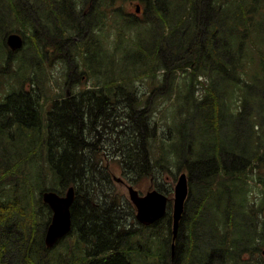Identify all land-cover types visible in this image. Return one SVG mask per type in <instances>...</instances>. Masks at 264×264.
<instances>
[{
  "label": "trees",
  "instance_id": "16d2710c",
  "mask_svg": "<svg viewBox=\"0 0 264 264\" xmlns=\"http://www.w3.org/2000/svg\"><path fill=\"white\" fill-rule=\"evenodd\" d=\"M135 1L143 4L145 9L148 6L147 0ZM248 1L247 5H242L239 0L228 1L224 9L229 12L227 22L225 14L209 19L208 0L202 1L201 5L198 3V8L194 7L193 3H196L194 0H155L154 4L150 3L151 12H156L159 18L161 12L158 9H161L162 4L166 3L169 7L168 15L165 14L166 10L161 14L166 17L161 18L168 26L166 32L171 31L168 35L169 39L176 32L180 33L178 38L190 36L191 30L194 29V22L198 23L196 26L200 28L190 46L182 49V44H178L179 50L187 57L171 58L169 49L166 52L162 50L166 55H159L162 47H159L160 44L158 41L155 43L153 38L151 43L156 47L147 49L148 52L142 47V42L147 39L135 40V47L142 51L137 50L138 53L130 54L136 49L126 50V58L137 55L135 59H140L144 67L153 73L160 66H164V75L179 73V70L186 73L189 70L191 75H198L196 85L193 82L192 84L204 88L212 97L211 116L203 112L201 120L194 121L197 127L205 122L204 129H201L196 137L203 143L207 138L213 140L211 156L203 159L196 155L197 158H194L193 155H186V151L183 150L179 160L183 161L182 165L185 164V169L188 171L190 193L187 200L190 197L192 199V182L203 187L204 193L199 195L197 200L195 196L193 197L192 207L194 206V212L199 214L201 227H208L210 232L212 228L214 235H217L216 228L222 231V237L225 238L224 248L229 252L226 264H248L249 259H243L242 256L244 252H248V247L246 251H243L236 242L247 244L253 241V232L251 231L248 236L251 240L247 241L243 232V229L247 228L245 222L237 220L239 225L235 229L234 212L230 211L231 209L226 211L222 208L217 210L214 208V211L211 208L208 209L206 198L215 189V196L220 204L224 197L233 196V194L232 199L236 201L235 193L231 194V188L234 191L236 187L241 186L240 177L247 179L251 176L247 174L251 169H256L258 176L260 173L264 174V139L253 152H248L245 146L246 139L244 143L239 144L237 143L239 136L234 134L231 136L227 132L220 133L221 126L225 127L226 123L231 121L239 122L234 119L241 118L245 114L248 117L249 130L257 133V121L250 118L252 116L264 118L262 94L264 89L259 90L261 95L257 107L246 104L254 99L250 93L258 90L255 82L260 78V74L254 69L259 67L264 76V57H261V64L256 65L254 57L249 56L250 47L245 41V38L259 36V26L264 16L255 19L260 0ZM112 2L111 0H0V37L3 38L0 47L5 48L4 53L0 52V66L11 67L16 73L8 81L0 75V85L5 84L4 88L16 82L22 84L19 90L5 88L4 92L8 94L0 101V264H126L125 260L128 258L132 259V264H138V259L144 260L149 249L152 253L156 252L154 242L159 240L162 245L164 241L161 237L170 235L169 212L153 226L139 224L135 219V212H132V206L125 198L117 197L118 194L111 184L106 164L108 157H115L124 172L128 173L126 177L132 181H137L144 175L156 176V166L160 163L159 160H156V163L153 162L155 153L149 150L150 142L151 146L155 143L158 145V122L152 119V113L144 110L143 98L137 95V89L126 88L128 84L133 83L126 73H117L116 79L102 82L108 85L121 83L116 86L119 100L117 115H112L113 112H105L106 109L115 107L114 104L106 102L107 97H100V103L90 101L82 105L79 100L61 96L53 101L51 110L42 117L40 109L43 102L39 95L34 92V89H25L29 85V82L25 81L28 72L35 69L36 65L31 61V56L12 59L16 52H11L4 43V36L7 33L20 32L24 39L29 38L32 42H40L44 51L41 53L43 62L50 61L51 53L45 52L49 44H55L53 41L68 40L69 45L76 43L73 38L74 31L67 27L68 20H72L73 10L82 21L90 19L95 21L93 24L91 21L88 22V29L97 28L98 30L100 26H106L112 19L114 13ZM224 3V0L214 1L215 6L222 7ZM171 4L180 5L182 11L178 13V9ZM12 12H14L13 16ZM130 16L128 23L137 17V15ZM11 20L15 23L14 25L9 24ZM209 20L215 31L214 36L223 35L224 29L229 36L225 41L216 42L214 47L212 43L209 45L203 43L204 39H202L203 29ZM155 22L156 19L151 21L152 30ZM80 29H82L80 24L75 26V30ZM96 32L88 33L82 42H86L91 47V40L95 42L93 35ZM151 35L153 37V31ZM175 39L171 41L174 46L178 43ZM174 49L175 47L172 50ZM96 50L97 46L93 45L86 51V55ZM200 51L210 52L211 56L201 55ZM139 52H145L146 55ZM190 52L193 55H189ZM104 53L107 54L108 51ZM86 55L82 58L85 60L84 66L88 70L95 69V72H88L91 76H86L85 72H82L83 80L80 84H86L100 71L97 60L89 62ZM108 56L116 63L114 54ZM249 58L253 63L248 65ZM144 59H148L149 62H145ZM163 61L165 63L170 61V63L164 65ZM199 73L203 77L206 76V79L202 80ZM135 75H137L136 72ZM208 80L211 84L206 86L203 81ZM262 81L264 84L263 79ZM227 86L231 93L232 104L240 100V104L236 105L239 113H236L232 120L227 116L222 120L218 109L222 103L218 100V95L222 93L226 95ZM132 90L133 92H130ZM189 106L191 107V102ZM242 106L243 109L240 111ZM246 107H249L248 111L245 110ZM103 109L104 112L97 121L96 115ZM85 113L90 115V127H87V122L84 121ZM13 125L14 128H12ZM86 130L88 132L84 134ZM183 140L186 141V137ZM260 162L263 164L261 167ZM246 165L247 173L241 172V168ZM180 169L181 165H179V171ZM48 178L53 184L40 188L39 193L44 190H54L62 194L68 185H73L76 193L84 194L86 199L95 200L98 195L97 199L100 201L109 202L108 207H102L99 210L95 207L86 208L84 211L92 213L86 214L87 218L83 217L85 214L80 216L72 214L73 225L70 234L74 236V239L70 241L68 238L61 239L53 248L46 247L44 243V231L50 220L51 211L38 198V202L41 203L39 210L41 213L43 210V214H34L35 209L31 204L38 188L47 184L45 181ZM258 182L264 187V178H259L256 184ZM163 185V183L157 184L155 189L167 195L170 191ZM232 199L224 200L228 208L233 202ZM186 210L187 202L179 228L183 226L184 221L188 234H191L192 227L195 226V223L192 224L193 212L187 214ZM99 211V215L95 214ZM207 211L214 212L216 220L211 221L206 215ZM241 211L245 210L241 209ZM127 218L132 219L134 225ZM254 218L253 214L248 216L252 227ZM76 220L80 222L78 226L75 224ZM160 225L164 227L163 231L159 228ZM127 226L130 228L128 229ZM148 227H152L151 230L148 231ZM234 229L237 231L234 232ZM148 233H150L149 236ZM228 235L231 237L230 242H227ZM216 246H220V243ZM190 249L183 247V258L190 257ZM159 254H166L164 257L166 259L174 258L170 256L169 250L166 252L163 247ZM251 255L252 252H250ZM214 264H224V262L215 260Z\"/></svg>",
  "mask_w": 264,
  "mask_h": 264
},
{
  "label": "rangeland",
  "instance_id": "374dc122",
  "mask_svg": "<svg viewBox=\"0 0 264 264\" xmlns=\"http://www.w3.org/2000/svg\"><path fill=\"white\" fill-rule=\"evenodd\" d=\"M111 1H113L112 6L114 7V13L112 15V19L108 22V24L106 26H100V29L98 30L97 28L88 29V22L91 21V24H93L95 23L94 20L90 19L89 21L86 20L84 22L79 23L76 19H73L72 21L77 23L74 25V29L75 26L79 24L82 26V29H80L79 31L75 30L73 35L75 40L79 44L71 43L68 46L67 51H65V48L67 46L61 47L59 45L49 44L54 47V55H51V59L50 61H48V64L46 66L44 65L43 59L41 58V53L44 52L40 47L42 45H39V42L37 41H30L29 38L26 39L25 49L16 52L11 58L13 59L17 57L22 58L23 56H31V61L36 65V70H33V74L28 76L25 81L30 83L27 88L34 89V92L39 95V98L43 102L42 108L40 109L41 115L43 117L46 112L50 110L51 104L53 103V99L55 100L61 95L64 96L65 92L69 89L70 84H75L76 82H81L83 80V77L81 76L82 72H85L86 76L89 75L88 72H95V69H86V67L84 66L85 60L81 58V55L85 56L86 51L88 49L92 48L93 45L97 46V50L95 52H91V54L86 55V59H88L89 62L92 60H97V63L100 68V71L99 73H97V76L93 79H89V83H91L90 85L101 84L105 80L116 79L117 73H126L128 79L133 82L128 84L126 88L134 90L137 89V95L143 98L142 102L144 104L142 106H144V110H146L148 113H152V119L158 122L157 136L159 137L158 145L160 146L156 145V143L151 146V142L149 146V150L155 153L153 162L156 163V160H159L160 162L156 166V176L154 174L152 177L144 175L140 176L137 181H132L126 177L128 173L124 172V169L121 167L120 163L115 159V157L106 158V164H108L109 175L116 189V193L119 196H123L124 198L128 199L127 185L129 184H131L135 189H137L140 193L143 194L147 190H149V188H153L155 184L163 183V187H166L170 190V192L168 193V197L172 200L173 188L175 186L178 174L182 171H187V169H185V164L182 165L183 161L179 160V158L182 157L181 155L183 150L186 151V154L190 156L193 155L194 158H197L195 157L196 155L201 156V158L203 159H206V156H211L210 149L211 147H213V140L211 138H207L206 141L203 143L196 137V135L198 136L200 130L204 129L205 122H203L199 127H196L194 121L201 120V117H203V112H206L208 116H211L210 104L212 97L204 90V88L200 87L199 85L196 87L194 86V84H192L193 82L196 85L198 75H191L189 70L186 73H183L181 70H179V73H168L167 75H164V66H160L156 69L155 73H153L148 71L144 67L140 59H135V57H138L137 55H134L133 58H126V50H130V48L136 49L133 50L130 54L142 51L141 49L135 47V40L139 41L147 39V41L145 40L147 44L145 42H142V47L145 51H147V49H153L152 47H156L155 44L151 43L152 38L155 40V43L158 41V43L160 44L159 47H162L160 49L161 51L159 52V55H166L165 53L163 54L162 50L166 52L167 49L173 48L174 43L171 41L174 38H178L180 33H174L172 36L173 39H169L168 35L171 31L166 32V28L168 26L164 24L162 19L154 14H151V16L148 17V14L144 9L145 6L143 4H139V11L137 12L135 10L134 3L137 4L135 0ZM149 1L150 3H153V0ZM194 1L198 2L201 5L202 1L204 0ZM239 1L242 3V5L249 4L248 0ZM259 3L260 7L256 12V17L254 16L256 20L259 17L264 16V0H260ZM166 6L167 12L165 14L168 15L169 7L168 5ZM162 8H164V6ZM13 14L14 12L11 13L12 16ZM161 14L162 12L160 13V16ZM221 14H224V12H220V14L217 16H220ZM130 15H137V17L134 18L132 22L128 23V18H131ZM145 17L150 22L156 19L155 26L153 27V37L151 35V25L145 20ZM209 19L211 18L209 17ZM250 20L253 21V19L251 18ZM9 24L14 25L15 23L13 22V20H11ZM95 32L96 34L93 35L95 42L91 40V47H89L86 42H82L84 37L88 33ZM262 34L264 35L263 22H261V25L259 26V36H251L250 38H245V41L251 50H249V56L254 57L256 65L261 64V57H264V37L262 36ZM159 35L160 38H158ZM225 38L227 40V36ZM1 41L3 42V38L0 37V42ZM231 44H233V42H231ZM79 50L81 54L79 53ZM107 51L108 53L105 54L104 52ZM0 52H5V48L3 46L0 47ZM45 53L47 54L48 50ZM139 53H141L142 55H146L145 52ZM109 54H114L115 58L117 59L116 63L114 60H111V57L108 56ZM171 58L175 57L171 56ZM144 60L147 63L149 62L148 59ZM73 63L74 65H77L76 69L73 68ZM169 63L170 61H167L166 63L165 61H163L164 65H168ZM252 63L253 62L249 58L248 65ZM143 68H145V70H143ZM255 70L259 71L260 78L257 82H255L258 90H255L250 93L251 97H253L254 99H251L248 103H246L250 104L251 107H257L260 101L259 97L261 95V91L259 90L264 89V84L262 83V79L264 80L263 72L260 70L259 67L255 68L254 71ZM135 72L137 75H135ZM28 73H30V71ZM15 74V71H13L11 67H7L5 65L0 66V75H2L7 81L10 80L12 76H15ZM200 74L201 73H199V75ZM89 76H91V74ZM29 78H31V80ZM200 78L203 80L206 79V76L203 77V75H200ZM203 82L206 84V86H209L211 84L210 80ZM81 84L84 85L85 83ZM4 85L5 84L0 85V91L2 89L0 93V98L3 96V94V97L7 96L8 93H4L5 88L18 89L21 86L20 82L13 85L5 86L3 88ZM101 85L108 88V84L106 83H102ZM130 92H133V90ZM262 94L264 96V91H262ZM224 95V93L218 95V100L222 102L220 103L218 109L223 118L222 120H224L226 116L230 118V120H232L234 116H236V113H239V111H237L236 105L240 104V100L232 104L231 93L228 86L226 87V95L225 99L223 100ZM189 102H191V107L189 106ZM147 106H149V108ZM243 106L240 111L243 109ZM197 107L202 108L198 109ZM248 109L249 107H246L245 110L248 111ZM250 119H254L257 121V133L251 132L249 130L248 117L246 114L241 118L238 117L234 119L238 120L239 122L232 123L231 121L229 123H226L224 121L226 125L225 127L221 126L220 133L225 134L227 132L231 136L232 134L239 136L240 138L237 139V143L239 144L244 143L246 139L245 146L248 152H253L258 146H260V142H263L264 139V118L259 116H252ZM14 127L15 126L13 125L12 128ZM185 137L186 141L183 140V138ZM221 143L223 144L222 141ZM198 152H200L201 155L198 154ZM179 165H181L180 171ZM262 165L263 164H261L260 162V167ZM246 167L247 165L241 168L242 170L240 171H247L248 168ZM247 174L251 175L247 179L244 177H240L239 183L241 184V186L236 187L234 191L233 188H231V194H233V192L235 193L234 199L237 202L232 199L234 196L233 194V196L224 197L222 203L220 204L218 198H216L215 196L216 192L214 189L212 191V194L208 198H206V203H208L206 204V206H208V209L211 208L213 211L214 208L216 210L222 208L224 209V211H226V209H231L230 211L234 212V216L236 219L235 223H233L235 224V229L239 225L237 223V220L245 222V225L247 226V228H249L243 229V232L246 236V240H251V238H249L248 236L252 231L254 234L253 241L247 244H243L242 242H236V244L239 245L240 249H242L243 251H246L248 247V253L244 257L245 259H249L248 264H264V244H262L261 246L258 245L257 247L255 244V239L259 235L260 231L259 225H262V223L263 229L261 231H263V234L260 236L264 238V187L260 182L256 184V181L259 178H264V174L260 173V175L258 176V171L256 169L249 170ZM240 180H242V182ZM45 182L47 184H43L38 188L35 197L31 201L32 207L34 206L35 209L33 212L34 214H43V210L42 213L39 210V205L41 203L37 200L39 197L38 191L44 186H50L53 184L51 183L52 180L50 178L46 179ZM198 185L199 184H196L194 182L191 183L192 199L190 197V199L187 200V214L188 212H190V214L192 212L194 213V206L192 207L193 197L195 196V200H197L196 197L204 193L203 187L201 185V187H199ZM32 192L34 193V189L32 190ZM254 197H256L255 204H253ZM226 198L233 200L229 208L226 204V201H224ZM168 209L171 211V207H169ZM241 209H244L245 211H252V214L255 216L253 227L251 221L248 219V216H250V214H245L241 211ZM210 212L211 211H207V214H209ZM210 214V220H216L215 214ZM224 226L225 221L223 223V227ZM159 228H161V231H163L164 227L161 226ZM235 229L233 231H235ZM179 230V239L182 241L185 239L184 235H187L188 233V229H186L184 221L183 226L179 228ZM211 231L214 230L211 228ZM215 231L217 235H213L214 242L222 243V231L217 230V228ZM37 232L39 233V228H37ZM227 237V242H230L231 237L229 235ZM166 238H168L169 241V236H166ZM154 243L157 247L159 244V240ZM159 251L160 250H156L155 253H152V256L148 258L145 257L144 260L138 259V264H148L147 262H145V260H156L158 258L157 255ZM250 252L254 253L253 255H251L252 258L248 255L250 254ZM224 264H226L225 259Z\"/></svg>",
  "mask_w": 264,
  "mask_h": 264
},
{
  "label": "flooded vegetation",
  "instance_id": "af4514ba",
  "mask_svg": "<svg viewBox=\"0 0 264 264\" xmlns=\"http://www.w3.org/2000/svg\"><path fill=\"white\" fill-rule=\"evenodd\" d=\"M154 2H155V0H153V4H154ZM146 3L148 5L146 12L148 14V17H150L151 16L150 1L147 0ZM163 6H164V8H162ZM207 6H208L210 18L215 17L216 15L220 14V9H215V7H214V0H208ZM154 7H155V5H154ZM166 7L167 6L165 4H162L161 9H158V10H160V12L163 13L166 10ZM195 7L198 8V2L195 3ZM161 16H163V15H161ZM71 18H72V20L76 19L79 23L84 22V21H82V19L80 17L77 16L76 11H74V10L72 11ZM72 20H68L67 27H69V25L72 24V30L75 32L74 25L77 23L73 22ZM196 23L197 22L195 21L193 24L194 29L191 30L190 36L185 37V38L180 37V38L175 39V41H177L178 43L176 46H174L175 47L174 50H172L174 47L169 49V53L171 56H173L175 58L187 57L184 55V52H181V50H179L180 48H178V44L179 43L182 44V49H187L190 46V43L193 41L196 32H198V30L200 28V27L196 26ZM223 32H224V34L221 36H219V35L214 36L215 31L213 30V27L211 26L210 21H209L207 23L206 27L203 29V38H202V39H204L203 43H206L207 45L212 43V47H214L216 42L225 41L226 40L225 37L227 36V30L224 29ZM73 38H74V36H73ZM53 42L56 45H59L61 47L67 46L65 48V51L68 50V40H61L59 42L53 41ZM224 43H226V42H224ZM199 54L206 55L207 57L211 56V53L207 52V51H200ZM189 55H193V54L190 52ZM69 86L71 87L73 85L70 84ZM75 86L77 88H79L80 90L77 92L76 91L71 92V89H68L67 94H66L71 99L79 100V103L83 105L85 102H90V101H95L97 103H100V100H101L100 97H107L108 100L106 102L114 104L115 107H112L110 109H106L105 112H107V113L113 112L112 115L118 114L117 104H118L119 100L117 98V88L115 86L108 85V88H106L103 85H95V86H90V89H85V87L82 85H75ZM82 96H84V97L81 98ZM86 110L88 111V109H86ZM103 112H104V109L101 112H98V114L96 115V118H95V119H97V121L100 120L99 118L101 117ZM84 116H85L84 121L87 122V127H90L91 126L90 125V121H91L90 115L85 113ZM87 132H88V130H86L84 132V134ZM89 137H91V136H89ZM199 149H198V151H199ZM98 152H100L99 149H98ZM198 154H201V153L198 152ZM255 196H256V194H255ZM97 197H98V195L96 196L95 200H91V199H86L84 194H77L76 193L74 200H73L71 207H70L71 214L79 215V216L81 214H85V215H83V217L87 218L86 214H92V213H91V211L89 213L84 211V210H86V208L95 207L96 210H99L102 207H108L109 202L107 200L106 201H100L99 199H97ZM255 203H256V197H254L253 204H255ZM132 212L134 213L133 206H132ZM243 212L245 214H252V211H243ZM127 213L130 214L129 212H127ZM210 213H212V212H210ZM210 213L207 214L209 219H210V215H211ZM95 214L99 215L100 211L95 213ZM184 214H185V212H184ZM212 214H214V212ZM256 214H258V213H256ZM198 216H199V214L197 212L193 213L192 224L195 223V226L192 227V233L191 234L187 233V235H184V237H185L184 240L181 241L179 239L180 235L177 232L175 237H173V235H171V237H169V241H168V238L165 237L163 240L164 243H162V245H160L161 243H159L158 246L154 248L155 250L158 251V250H162V247H163V249H165L166 252H168V250H169L170 256L171 257L174 256V258L166 259V258H164L166 256V254H159V255H157L158 258L156 260H154V261L153 260H145V262H147L148 264H214L215 260H222L224 262V259H225L226 261H228L227 257L229 255V252L224 248L225 238L224 237L222 238L223 244L220 243V246H216V244H219V243L214 242V239H213L214 234L212 233V231L211 232L209 231L208 227H201L200 226V221H199L200 217H198ZM77 218H74V219H77ZM127 219L129 220V222L132 225H134V222L132 219H129V218H127ZM75 224L78 226L80 224V222L76 220ZM127 228L129 229L130 227L127 226ZM259 229H260L259 235L255 239L256 247L258 245L261 246L262 244H264V238H262L260 236L263 234V231H261L263 229V223H262V225H259ZM193 231L195 233H193ZM236 231H234V232H236ZM70 232H71V230L69 231L67 236H69ZM149 235H150V233H148V236ZM70 236L73 237V239H74V236H72V234H70ZM253 236H254V234H253ZM221 244H222V246H221ZM183 247L191 248L189 250V252H191L190 257H188L187 259L183 258ZM256 250H257V248H256ZM247 253L248 252H245L242 254L243 259H245L244 257H245V255H247ZM263 253H264V250H263ZM253 254L254 253L252 252V255ZM248 255L250 256V254H248ZM150 256H152V252L149 249V252L147 253L146 257L148 258ZM125 261H126V264H132V262H133L132 259H126Z\"/></svg>",
  "mask_w": 264,
  "mask_h": 264
},
{
  "label": "water",
  "instance_id": "95a60500",
  "mask_svg": "<svg viewBox=\"0 0 264 264\" xmlns=\"http://www.w3.org/2000/svg\"><path fill=\"white\" fill-rule=\"evenodd\" d=\"M138 5L136 10H138ZM6 45L11 50H17L22 46V37L15 32L5 36ZM130 200L136 207V219L142 224H150L160 219L166 210L167 197L156 189L139 195L132 186L128 187ZM187 177L183 172L178 176L174 186L173 211H172V232L176 236L177 230L183 216L184 201L187 197ZM75 191L69 186L64 195L55 191H44L41 194L42 201L52 210L51 219L44 232V243L46 247H53L71 229L70 206L74 200Z\"/></svg>",
  "mask_w": 264,
  "mask_h": 264
}]
</instances>
